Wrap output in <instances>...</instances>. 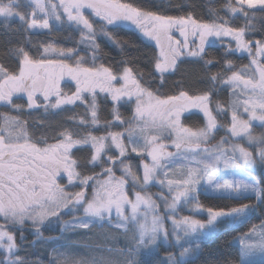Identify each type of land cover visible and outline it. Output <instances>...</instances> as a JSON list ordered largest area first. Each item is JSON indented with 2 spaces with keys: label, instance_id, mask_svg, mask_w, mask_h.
<instances>
[{
  "label": "snow or ice",
  "instance_id": "6c2138e0",
  "mask_svg": "<svg viewBox=\"0 0 264 264\" xmlns=\"http://www.w3.org/2000/svg\"><path fill=\"white\" fill-rule=\"evenodd\" d=\"M28 6L31 11L26 13L21 10V0H0L3 26L16 34V43L26 45L11 49L18 70L0 65V103L23 112L25 106L14 98L26 96L28 110L42 108L47 112L80 102L90 113V119L72 118L74 122L91 128H110L113 121L101 125L98 115L101 99H110L114 121L128 126L124 131H108L100 136L91 131L65 129L54 136L35 137L29 135L27 121L8 114L0 117V249H3L0 264H43L19 253L38 241L57 239L44 236L45 226L59 224L62 234L89 229L93 220H111L113 210L119 217L116 228L127 232L129 224L134 226L132 247L126 250L122 264H197L204 242L217 234L222 221L240 224L248 222L252 214L264 215V133L253 132V121L264 127V35L260 39L248 38L255 36V26L250 21L257 12L264 14V0H227L222 10L232 18L242 16L246 23L241 27L232 26L233 20L220 16L215 9L208 10L211 20H204L196 14L193 5L173 4L172 0H161L152 7L122 0H58V3L29 0ZM186 8L193 10L185 11ZM171 11L181 14H169ZM38 14L42 18L38 19ZM17 19L20 27L11 28L12 21ZM50 21L77 30V46L61 47L54 42L33 46L32 31L43 29L51 33ZM122 22H131L159 46L160 54L153 68L158 80L145 79L139 67L134 71L127 66L134 64V59H122L111 66L97 63L106 58L98 37L111 41L122 56L124 45L132 46L114 35ZM225 38H229L227 43ZM213 39L224 46L222 61L206 58L210 57L207 48ZM33 47L42 57L55 53L60 58H34L28 50ZM235 53H246L249 64L236 65L227 59ZM183 58H195L205 65L209 73L208 90L196 96H190L187 91H179L177 95L161 93L165 74L178 70V62L183 63ZM217 64L223 70L210 73V68ZM65 78L74 82L75 90L70 94L61 86ZM155 84L160 87L154 90ZM217 85L232 90L228 108L212 100L219 91ZM241 94L246 98L241 99ZM122 104H134L130 120H122L119 110ZM194 110L202 113V127H189L181 121L185 113ZM228 112L230 126L225 128L218 123V116ZM244 114L248 115L247 119L243 118ZM220 128H225L232 138L245 140L249 147L235 142L229 145L228 137L209 146ZM50 139L55 143H49ZM169 147L176 151H168ZM74 149L91 151L87 157H76ZM114 149L115 156L109 154ZM131 153L151 158V163L142 164V182L132 171L128 159ZM177 158L184 163L173 168L171 165ZM221 165L223 170H242L246 178H223ZM95 168L101 171L95 172ZM117 171L123 175L117 177ZM161 174L164 179L160 178ZM170 175L179 179H169ZM129 178L133 186L141 189H146L152 181L166 186L169 195L161 192L157 198L173 213L171 230L165 226L166 216L159 214L160 205L152 194L145 190L135 192L134 199L129 196L126 187ZM201 190L228 199H254L255 203L205 206L199 199ZM181 205L190 206L193 215L176 219ZM127 209L129 214H125ZM80 211L83 216H76ZM66 213L73 218L64 220ZM198 214L206 218H195ZM26 233L34 239L28 241ZM237 239L243 257L256 252L264 254V222L253 225ZM161 244L175 246L178 251L158 259ZM56 264L88 262L64 257L57 258ZM101 264L116 262L105 260ZM202 264H235V261L209 259Z\"/></svg>",
  "mask_w": 264,
  "mask_h": 264
},
{
  "label": "trees",
  "instance_id": "16d2710c",
  "mask_svg": "<svg viewBox=\"0 0 264 264\" xmlns=\"http://www.w3.org/2000/svg\"><path fill=\"white\" fill-rule=\"evenodd\" d=\"M122 2H132L152 7L154 3H160L161 0H122ZM226 2L227 0H172L173 4L193 5L196 14L204 20H211L208 10L215 9L220 16L232 19V26H244L246 20L242 16L232 18L227 12L222 10ZM21 3L23 5L21 10L28 13L31 9L26 0H21ZM192 10L191 8L185 9V11ZM169 14L178 15L181 13L171 11ZM50 23L53 24V31L51 33L48 30L32 31L31 40L33 46L38 44L42 45L45 42H54L57 46L61 47L77 46L76 41L79 40V32L77 30H73L66 25H57L54 21H50ZM250 24L255 26L256 33L254 37L250 36L248 38L260 39L262 35H264V14L257 12L256 18L252 19ZM19 27V20H13L11 28L16 29ZM114 35L117 39L130 42L132 46L129 47L128 44H125V55L122 56L120 49L111 41L103 37H98V42L103 52L106 54V58L97 63H105L106 66H111L117 64V62L122 59H134L135 63L127 66L133 67L134 71L136 67H139V69L144 72L145 79L158 80V74L154 73L153 68L155 58L159 57V50L154 41L150 38H145L141 30L131 22H122L119 27L114 30ZM69 37L71 38L69 39ZM227 42L228 38H225V43ZM20 46L26 47V45L22 43H16V34L5 29L2 18H0V65H4L12 71L18 70L17 60L11 49ZM28 50L34 58H47L53 60L60 58L55 53H50L46 57H42L36 53L35 47L28 48ZM224 50V46L216 42L214 45L207 48L210 57L206 58L214 57L216 60L222 61L224 59ZM227 59L232 60L236 65L249 64V57L246 53L243 55L235 53L229 55ZM183 61V63L178 62V70L165 74V83L160 90L161 93L166 95H177L179 91H187L190 96H196L208 90L209 82L206 80V75L209 73L206 72L205 65L195 58H184ZM68 62L70 64L73 63L72 60ZM262 62H264V60ZM222 70L221 65L217 64L210 68V73H217ZM157 87H160L159 84L153 85L154 90ZM62 88L67 92L73 91V87L70 84H63ZM217 88L219 91L213 94V102L220 101L225 108H228V101L231 98V88L221 87L219 85H217ZM157 94L159 95L160 93ZM15 102L24 105L25 110L23 112H18L8 106H0V117H2L3 114H8L11 116H18L21 120L27 121L28 133L35 137L41 135L54 136L57 132L65 129L82 133L91 131L93 134H104L111 129L113 131H118L120 129L114 122L110 128L98 126L94 129L81 126L78 122H74L72 118L78 121L81 116L86 113V107L81 103L62 106L61 109H49L45 112L42 108L28 110L27 102L24 98L18 97L15 99ZM112 107L113 104L110 99L107 101L101 99L100 112L98 113L101 125L105 121H113V115L111 114ZM133 109V104H122L119 109L122 114V120H130L133 115ZM184 118L185 121L183 120L182 123L185 125L187 123L192 127H202L204 125L202 113L198 111H194V113ZM218 122L224 125L225 128L230 126V112L219 115ZM258 122L259 121L253 124V132L255 135L264 133V127ZM0 123H2V119H0ZM45 125L47 127H45ZM225 128L223 129L225 130ZM222 134L224 133L220 131L218 135ZM48 142L55 143V140L50 139ZM241 143L244 144L243 139H241ZM73 151L76 157H87L91 150L74 149ZM109 154L114 156L113 152ZM132 157H136L134 153H131L128 159L132 164V169L136 173V168L134 166L135 160H133ZM100 171V168H95V172ZM85 174H91V172H86ZM256 175L259 176L260 172L258 171ZM61 183H64V181H61ZM151 190L155 191L157 188L152 187ZM199 199L205 206L211 207H226L248 202L255 203L254 199L251 201L228 199L223 196L205 194L202 190ZM75 215L78 216L80 214L75 213ZM72 218L73 215L69 213H66L63 217L64 220H71ZM203 218L205 217L203 216ZM262 222H264V215L257 214H252L251 218L246 223L237 224L232 223L230 220L222 221L217 234L208 237L204 242V251L200 253L197 264H202L203 261L209 259H231L235 261V264H264V261H244L242 259L241 247L236 241L238 236L248 233L253 225H260ZM114 225L115 224L109 219H105L90 225L89 229H77L64 232L63 234L61 233V226L59 224L45 226L44 236L57 237V239L47 242L38 241L36 244L26 247V250L20 251L19 255H27L30 260L38 259L42 261L43 264H56L57 258L63 259L64 257H68L72 260L85 261L88 262V264H101V262L105 260H111L116 262V264H122L124 256L127 254L126 250L132 247L131 236L134 226L129 224L130 230L125 232L124 229H118ZM26 235L28 236V241L34 239L30 233H26ZM17 243H19V239H17ZM54 249L55 252L53 251ZM121 250H124L123 255ZM176 251L177 247L175 246L170 247L161 244L157 258L162 260L167 253Z\"/></svg>",
  "mask_w": 264,
  "mask_h": 264
},
{
  "label": "rangeland",
  "instance_id": "374dc122",
  "mask_svg": "<svg viewBox=\"0 0 264 264\" xmlns=\"http://www.w3.org/2000/svg\"><path fill=\"white\" fill-rule=\"evenodd\" d=\"M26 2H27L28 5H29V0H26ZM52 2H53V3H58V0H52ZM30 11H31V10H30ZM30 11H29V12H30ZM37 18L40 19V18H42V17H41L40 14H38ZM33 31H36V32H37V31H45V30H43V29H36V30H33ZM144 37H145V36H144ZM145 38H147V37H145ZM228 39H229V38H228ZM214 41H215V40H214ZM263 60H264V59H262V61H263ZM63 84H70V85L73 87V91L75 90V88H74V82L68 80L67 78H65V80L61 82V86H63ZM73 91H71V92H73ZM71 92H69V94H70ZM16 98H18V97H16ZM16 98H14V99H16ZM20 98H24V100L27 102V100H26V96H22V97H20ZM240 98H241V99H244V98H246V97H245L243 94H241ZM77 103H80V102H77ZM0 106H6V105H4L3 103H0ZM64 106H66V105H64ZM133 107H135L134 104H133ZM133 110H134V109H133ZM81 117H83L84 119H90V113H88L87 110H86V113H84ZM243 118H244V119H247V118H248V115H247V114H244V115H243ZM113 122H114V123L120 128L118 131H124V129L128 126V125H126V124H121V123H119V122H115V121H114V118H113ZM256 122H257V121H253V124L256 123ZM218 123H219V122H218ZM258 123H260V122H258ZM97 127H98V126H97ZM97 127H96V128H97ZM90 128H91V127H90ZM122 128H123V129H122ZM91 129H94V128H91ZM220 130L222 131V133L224 132V134L218 136V132H219ZM110 131H113V130L111 129ZM106 133H107V132H106ZM106 133H104V134H93V133H92V134H93V135L100 136V135H105ZM216 135H217V136H216ZM223 137H228V139H229V145H230L231 143H234V142L236 143L237 141L241 140V139H239V138H232V137H230V134H229L226 130H224L223 128H220V129H218V131L214 134V139H215V140L212 139V140H214V141L211 140L209 146L217 144V143L221 140V138H223ZM169 142H170V141H169ZM243 142H244V145H245L244 147H249V145L246 143V141L243 140ZM125 143H127V139H126V138H125ZM229 145H225V147H228ZM249 150H251V151H256V149H254V148H250ZM112 152L114 153V156L117 155V150L114 149ZM134 154L137 155L139 158L132 157V159L135 160V164H134V166H135V168H136V173H135V171H134L133 169H132V171H133V173H134L136 176L140 177L141 182H142V177H143L142 164H143L145 161L148 162V163H150V162L147 161V160H145V159L143 158V155H142V154H138V153H134ZM180 163H184V161H183V160H180V159L177 158L176 161H175V163L172 164L171 166H172L173 168H175L176 164H180ZM221 167H223V166L221 165ZM222 169H223V168H222ZM121 175H123V173H122L121 171H117V172H116V176H117V177H119V176H121ZM220 175H221L223 178H235V179H245V178H246L245 173H244L242 170H239V169H227V170H222L221 173H220ZM126 178H127V177H126ZM160 178H161V179H164L163 174H161ZM168 178H169V179H179V176H173V175H170ZM65 182H66V181H64V183H65ZM157 186H159V188H158ZM126 187H127L128 190H129V191H128L129 196L132 197L133 199H134V193L137 192V191H145V190H146L148 193L152 194V198H153L154 200H156L157 204L160 205V208L158 209L159 214L162 215V216H166L165 226H166L169 230H171V228H172L171 218H172V216H173V213L169 212L168 209L163 205L162 201L159 200V199L157 198L158 194L161 193V192H163L164 195H166V196L169 195L166 186H162V185L158 184L156 181H152V182L147 186L146 189H141V187H139V186H133V185H132V181H131V179L129 178V184H128ZM152 187H156L157 190L152 191V190H151ZM69 190H78V189H69ZM208 193H213V192H208ZM214 194L220 195V194H218V193H214ZM170 198H171V197L169 196V199H170ZM177 211H178V215L175 216L176 219H179V218L182 217V216H190V215H193L192 211H190V206H184V205H181V206L178 207ZM76 213L80 214V215H78L79 217H82V216H83V212H82V211H81V212H76ZM129 213H130V209H127L126 212H125V214H129ZM199 215H200V217H199ZM202 215L206 218V215H204V214H198V215L195 216V218H197V219H205V218H202V217H201ZM113 217H114V218H113ZM112 218H113V219H112ZM98 221H100V220H93L92 223H91V225L94 224V223H96V222H98ZM110 221L113 222L114 224H116V223L119 221V217L116 216L115 210H113L112 217H111V220H110ZM231 222H232V221H231ZM232 223H234V222H232ZM240 236H241V235H240ZM238 237H239V236H238ZM236 241L239 243V245H240V247H241V253H242V245H241V243H240V240L236 238ZM164 245H165V244H164ZM166 246H168V245H166ZM177 251H178V248H177ZM2 252H3V249H0V253H2ZM165 256H166V255H164V257H165ZM242 259H243L244 261H249V262H252V261H264V254L259 253V252H256L255 254H253V255H251V256H248V257H243V256H242Z\"/></svg>",
  "mask_w": 264,
  "mask_h": 264
},
{
  "label": "flooded vegetation",
  "instance_id": "af4514ba",
  "mask_svg": "<svg viewBox=\"0 0 264 264\" xmlns=\"http://www.w3.org/2000/svg\"><path fill=\"white\" fill-rule=\"evenodd\" d=\"M174 35H175V37H176V39H180V36H179V34L178 33H174ZM154 41V40H153ZM217 41H214V39H213V43H212V45H214L215 43H216ZM154 43L156 44V42L154 41ZM157 45V44H156ZM211 45V46H212ZM190 46H192L191 45V39H190ZM157 48H158V50H159V54H160V48H159V46L157 45ZM184 59V58H183ZM195 111V110H194ZM194 111L192 112V113H194ZM192 113H185L184 114V116H182L181 117V121L183 122V120L185 119L184 117H188L190 114H192ZM185 121V120H184ZM186 126H189V127H192L190 124H186ZM221 131V130H220ZM219 131V132H220ZM219 132H218V134H219ZM224 133V132H223ZM217 136V135H216ZM218 136H220V135H218ZM215 140V139H214ZM214 140H212V141H214ZM164 143H166V144H170V142H168V140L167 141H163ZM211 142V141H210ZM236 143H240V144H242L241 143V140H239V141H237ZM243 146H244V144H243ZM168 151H170V152H175L176 150H175V148L174 147H169L168 149H167ZM143 156H145V155H143ZM139 158V157H138Z\"/></svg>",
  "mask_w": 264,
  "mask_h": 264
},
{
  "label": "water",
  "instance_id": "95a60500",
  "mask_svg": "<svg viewBox=\"0 0 264 264\" xmlns=\"http://www.w3.org/2000/svg\"><path fill=\"white\" fill-rule=\"evenodd\" d=\"M145 157L151 160V158H150V157H148V156H146V155H145Z\"/></svg>",
  "mask_w": 264,
  "mask_h": 264
}]
</instances>
